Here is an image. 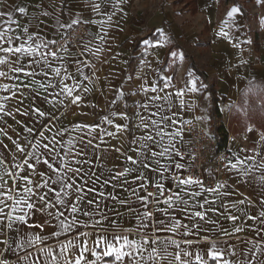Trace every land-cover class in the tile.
<instances>
[{
    "label": "crops",
    "instance_id": "crops-1",
    "mask_svg": "<svg viewBox=\"0 0 264 264\" xmlns=\"http://www.w3.org/2000/svg\"><path fill=\"white\" fill-rule=\"evenodd\" d=\"M223 1L230 2L195 0L197 8L194 13L183 2L186 13H181V10H177V4H180L178 0H156L155 3H150V0H126L118 6L117 0H0V10L8 11L7 6L17 5L27 9L24 15L14 14L13 19L18 21L19 27L12 24L13 31L8 36L19 35L22 41L27 42V36L31 34L35 44H41L63 36L68 28L78 22L88 24L96 35L93 40L87 39L80 45L85 60L67 46L55 51V57L46 56L51 65L50 69H43L48 72L47 76L42 75L39 66L29 64L23 57H20V63L25 66V71H12L18 65L14 64L16 58L11 54H8V63L0 65V71L7 73L6 76H0V105L3 106L0 110V158H3L0 163V184L3 189L0 190L8 191L11 188V194L16 198L22 192L23 181H20L21 187L18 188L11 174H26L37 179L33 171L27 168V163L36 165L37 171L47 172V166L37 164L36 157H40L41 161L49 159L54 166L60 167L61 174L69 168L81 169L79 175L73 171L69 176L81 187L80 194L86 196L85 202L80 206L91 213V216L83 215L82 211L72 214L65 211L63 206L55 205L52 211H63L61 219L67 224H73L72 231L63 232L58 220L52 221L43 230L38 227L28 229L25 226L28 231H43V234L48 235L49 239L45 243L52 247L54 254L61 251L60 243H66L73 236L77 241L75 252H81L80 244L85 239L80 236L81 232L89 233L86 238L88 243L84 247H94L91 241L101 232L100 226L95 225L94 221L100 220L107 226L110 221L115 220L119 225L116 230L122 236L128 235L129 239L141 242L144 238L176 239L180 248L189 252L190 264H199L195 259L197 254L207 264H215L205 253L211 246V241L224 238L223 232L218 231L220 228L231 234L227 239L229 245L235 246L234 251L242 253H226L221 259H228L230 264H245L246 257L251 264L264 261V253L245 243L250 240L264 248V239H261L264 237V224L258 222L259 212L264 211L258 202L264 199L260 196L261 186L255 181H249L247 176L238 174L241 168L255 177L264 174V168L252 167L253 164H264V139H261L264 136V115L253 118L245 101L246 97L250 96L251 99L254 95V90L248 88L250 85L258 83L260 87V82L264 83V17L257 25L256 13L259 8L247 9L245 5L246 17L239 5V12L228 17L230 10L216 11L217 3ZM96 5L99 7L94 10ZM205 7L206 12H199ZM4 19L0 17V22ZM73 20L77 22L73 24ZM25 28L28 29L27 34H24ZM222 32L227 35L220 34ZM145 40L148 41L147 44L144 43ZM20 42L14 41V45ZM48 47H41L39 51L47 54ZM172 52H176L177 56H172ZM181 52L184 53L183 59L179 58ZM4 55L0 53V56ZM187 56L204 71L209 82L214 84L218 98V112L214 118L209 113L210 95L206 91L205 81L190 65ZM29 59L41 58L35 56ZM43 63L41 60V64ZM56 68L61 70L59 76L51 70ZM33 71L36 74L30 75ZM61 80L73 88L72 96L61 91ZM166 83L169 85L167 88ZM5 85L8 87L5 88ZM153 86L157 89L155 92L151 91ZM145 88L148 89L147 92L143 90ZM193 88L196 90H192ZM180 90L183 95L177 96L176 93ZM77 96L80 99L73 103ZM154 96H167L168 99L153 101ZM145 104H148L147 109L143 107ZM36 109L45 115L40 116ZM227 112L248 136L245 146H240L239 138L230 141L229 161L235 163L237 158L245 160V157H254L255 160L249 159L244 165L231 170L228 161L226 166L229 167H225L223 171L226 187L217 192L202 191L200 196H192L191 193L200 191L199 186L193 185L181 186L186 189L181 191V187L177 186L176 180L170 175L171 171L179 170L175 168L178 160L175 151L164 157L151 158V153L142 147L143 137L149 134L160 141L159 145H151L153 151L159 152L164 147H170V136L174 137L172 143L176 149L183 147L187 141L186 122L199 119L212 129L215 117H223ZM141 117L149 122L148 129L143 127ZM161 117L169 119L161 121ZM151 120L161 121L158 126L163 127L167 133L163 140L155 136L156 128L151 126ZM117 124L120 128L116 127ZM249 128L252 131H248ZM177 131L180 135L175 136ZM13 141L19 143L24 151H18ZM45 144L49 146L48 150L44 149ZM33 145L38 147L34 148ZM129 156L137 161L135 165L127 159ZM155 160H159V164ZM141 161L150 167L143 168ZM165 167L167 171H164ZM125 169L130 171L115 180L111 179ZM105 180L108 181L106 185ZM158 185L162 187L158 188ZM55 188L59 190V185H55ZM89 188L95 190L89 193ZM149 189H152L153 195L147 201L137 199L139 196H148ZM101 192L104 193L103 196L99 195ZM174 193H179L181 200H176ZM166 194L173 195L172 203L175 207L169 208L164 202L166 198L163 196ZM245 197L252 199L253 205H248L247 201L240 204L239 201ZM65 199L79 203L76 196ZM88 199L94 200L90 206L87 205ZM121 200L127 203L121 204ZM183 200H188V205H184ZM205 200L210 204H205V208L201 209L199 205ZM150 202H154L152 219L138 220L137 217L147 210ZM6 203L10 208L13 201ZM208 207L217 210L208 212L206 217L215 221V224L207 223L197 231L201 222L192 212L204 211ZM164 209H168L167 215ZM104 215L108 216V221L102 219ZM227 215H236L240 219L233 222L225 218ZM252 215L258 219H248ZM74 217L79 223H73ZM47 218L45 213L39 211L28 217L32 225L42 224ZM173 219L179 220L182 225L176 232L156 231L153 227L157 221L170 224ZM141 224L148 227L140 228ZM236 227L243 230L237 233L234 231ZM257 228L260 229L259 235ZM52 231L60 232L61 235L51 236ZM205 236L208 237L207 244L203 241ZM6 238L15 252L6 250L7 246L3 244ZM13 239L20 241L21 238L14 231L5 230V234L0 235V258L15 264L16 257L23 256L27 251L33 255L21 264H34L35 260L42 259L36 248L43 245L16 249ZM185 239H191L193 244H184ZM197 241L200 243L197 244ZM116 246L119 247V244ZM249 248L256 252L255 259L249 254ZM150 250V247H145L144 255ZM179 250L175 245L168 249L169 252ZM125 251L128 249L125 248ZM83 254L94 264H131L130 258L117 262L114 254L102 257L101 260H97L90 252ZM137 260L139 261V256ZM169 261L176 264L174 257L161 259L158 264H169Z\"/></svg>",
    "mask_w": 264,
    "mask_h": 264
},
{
    "label": "snow or ice",
    "instance_id": "snow-or-ice-1",
    "mask_svg": "<svg viewBox=\"0 0 264 264\" xmlns=\"http://www.w3.org/2000/svg\"><path fill=\"white\" fill-rule=\"evenodd\" d=\"M126 2V0H117V6L120 3ZM7 6V5H6ZM8 11L0 10V17H4L5 19L0 22V53H4V56H0V65H6L8 63V54H11L12 57H15L14 64L18 65L13 67L12 71L14 72H24L25 66L20 63V57H23L25 60L28 61L29 64L37 65L41 69V73L43 76H47L48 72L43 71L45 68H51V65L47 62L46 56L55 57V52H48L47 54L42 53L39 51L41 47L47 48L49 43H55V41H48V42H42L41 44H35L33 41V36L29 34L27 36V42L21 40V36H8L7 34L9 32H12L13 29L11 27L12 24H16L17 27H19V23L17 20L13 19V16L15 13H19L21 15H24L27 11L25 6H7ZM99 6L96 5L94 7V10H96ZM122 11V9H120ZM239 12L238 7H233L228 13V17H232L234 13ZM45 15H48V13H44ZM111 19V17H109ZM77 21L73 20L72 23L75 24ZM64 25H61L63 27ZM70 27V25H69ZM28 33V29H24V34ZM222 35H227V33H220ZM37 38H39V34H36ZM14 41H21L18 45H14ZM145 44L148 43L147 40L144 41ZM7 46H3V45ZM172 56H177L176 52L171 53ZM39 56L41 59H29L30 57ZM180 59L184 58V53L181 52L179 55ZM41 60L44 61L43 64H41ZM57 76L61 74V70L59 68L51 69ZM30 75H35V71L29 73ZM7 73L0 71V76H6ZM70 78V77H68ZM170 79V78H169ZM63 86L61 88V91L66 93L68 96H72L73 88L69 87L67 84L63 83V80L60 82ZM43 87H47L45 85H42ZM169 85L166 83L165 87L167 88ZM5 88L8 86L5 85ZM145 92L148 91V89H143ZM157 89L153 86L151 88L152 92H155ZM192 90H196L193 88ZM177 96H182L183 91L180 90L176 93ZM55 97H53L54 99ZM80 97L77 96L73 100V103H75L77 100H79ZM161 99H168L167 96L160 97V96H154L152 97V100H161ZM51 102V101H49ZM2 105H0V110H2ZM145 109H147L148 104H145L143 106ZM36 111L39 113L40 116H44L45 113L40 111L39 109H36ZM157 113H153V115H156ZM124 116V114H121ZM126 118V117H125ZM150 119V118H149ZM168 117H161V121H167ZM161 121L151 120V126L156 128L155 136H158L163 140L167 133H165L163 127H159L158 125L161 123ZM109 123H112L111 120L108 121ZM141 123L145 129H148L150 124L149 122L145 121L143 117H141ZM173 123H175L173 121ZM117 128H120V125H116ZM27 131L31 132L32 129H27ZM248 131H252L251 128L248 129ZM175 136L180 135V132L177 131ZM41 136H43V133H41ZM174 137H169V144L170 147H164L162 151H153L151 148V145L153 143L159 145L160 141H156L154 139L153 135H145L143 137L144 143L142 145L143 149L151 153V158L156 157H164L166 155H170L171 151H175V154L177 156H180L179 150L175 148V144L172 143ZM54 139V138H53ZM261 139H264V136H261ZM15 147L18 151L23 152L24 149L21 148V145L19 143H16ZM91 141H89V144ZM33 147H38V145H33ZM44 149L48 150L49 146L47 144L43 145ZM54 150V149H53ZM49 150V151H53ZM119 151V149H117ZM29 155H32V153H29ZM54 159V157H53ZM129 161H131L132 164H136L137 161L133 159V157L129 156L127 158ZM145 159H148V157H145ZM255 160L254 157H245V160H240L237 158L235 163H232L229 161L230 170L231 169H237L239 166L244 165L247 160ZM3 162V158H0V163ZM155 163L159 164V160H155ZM25 163H27V160H25ZM36 163L42 164L47 166V172L44 171H37L36 165H33L31 163H27V168L31 169L33 171V174L37 179H32L26 174H20L17 176L16 174H11L14 177V182L16 186L19 188L21 187L20 181H23V187L22 192L17 194V197L14 198L11 194L12 189L9 188L8 191L0 190V235L5 234V230L7 231H14L16 236H19L21 239L20 241H17L16 239L12 240V243L16 245V249H30L35 248L37 245H43L41 247L36 248V252L39 254V256L42 259L35 260L34 264H81L82 261H84V264H94V262L88 261L85 256L84 252H90L92 256H95L97 260H101L102 257H109L113 254L115 255V260L117 262L124 261L125 258H130L131 264H145V262H149V264H158V262L161 259H167L168 257H174V260L176 261V264H190L189 261V252L185 251L180 248V244L177 242L176 239L167 238V239H160L159 237H156V239L151 238H144L143 242L141 240L136 239H129L128 235H121L119 231L116 229L119 227L118 222L115 220L110 221L107 226L105 224H102L100 220L94 221L95 225L100 226L101 232L96 236L95 239L91 241V243L94 245L92 248L84 247V244L88 243V240L86 238L89 237L88 232H81L80 236L82 238H85L83 242L80 244V247L82 248L81 252L76 253V237L73 236L72 239L67 240L66 243H60L59 247L61 251L59 253L54 254L53 249L51 246H48L45 242L48 241L49 236L43 234V231L40 233L31 232L25 229V226H27L28 229H32L34 227H38L41 230L47 228L50 226L51 222L54 220L59 221V227L62 228L63 232H70L72 231L73 224H67L65 223L64 219H61V217L64 216L63 211H52V209L55 207V205L63 206L65 211H68L72 214L77 213L78 211H82L83 215L85 216H91V213H89L86 210H83L81 208V204L85 202L86 196L81 195V187L77 186L75 181L72 180V178L69 176L70 172H73L76 175H79L81 172V169L77 168L75 170L69 168L67 171H65L63 174H61L60 167L54 166L53 163L49 161V159H43L41 161L40 157H36ZM143 168H149L150 165L147 163H143L141 161ZM62 167V166H61ZM184 165L181 163H176L175 168L181 169ZM229 167V166H226ZM253 168L259 167L264 168V164H261L259 166L253 164ZM155 171L156 169H152ZM168 169L165 167L164 171H167ZM130 169H125L124 172L117 173L116 176L111 177V179L115 180L118 176H123L125 173L129 172ZM242 176H247L249 181H255L261 186L260 196L264 197V174H261L259 177H255L254 175H251L248 171H245L243 168L240 169V172L238 173ZM139 179V177H138ZM176 183L178 187L184 186V185H193V186H199L200 191H196L191 193L192 196H200L202 191L207 192H217L218 189L225 188L226 184H217L216 188H207L205 189L204 184L199 179H194L192 176H188L186 178H181L180 176L175 177ZM6 183V182H5ZM59 185V190H56L55 185ZM104 184H108V181L105 180ZM143 183L141 184V187H143ZM158 188H161L162 186L158 185ZM0 189H3V185L0 184ZM44 189H47V192H43ZM71 190V191H69ZM95 189L89 188L88 192L91 193ZM183 187H181V191H185ZM43 193V194H41ZM133 193H135V190H133ZM54 194V199H53ZM163 194V193H161ZM99 195L103 196L104 193L101 192ZM153 193H148V196H139L137 199L142 201H147L149 197H151ZM69 196H76V199L79 203H73L72 200L68 199L66 200V197ZM174 197L176 200H181L179 193H174ZM112 199H116L115 197H112ZM13 201V204L9 208V205L6 203V201ZM173 201V195H170L166 198L164 201L168 204L169 208L175 207V205L172 203ZM245 201H247L248 205H253V200L245 197L244 200H240V204H244ZM262 208H264V199L258 201ZM94 203V200L88 199L87 205H92ZM121 204L127 203V201L121 200ZM182 203L184 205H188V200H183ZM205 204H210L209 201L205 200L203 204H200L199 207L201 209L205 208ZM68 205H71L69 208ZM223 207V205H222ZM99 208V205L97 204V209ZM5 209H9L8 211H5ZM39 211L41 213H45L47 215V219L43 220L42 224L39 225H32L29 222L28 217L31 214H34V212ZM217 210L212 207L206 208L204 211H194L192 212V215L197 217L199 219L200 226L197 228V231H200L203 229L204 225L207 223L215 224V221H212L210 219H207V213L208 212H216ZM165 214H168V209H164ZM119 215V214H118ZM245 216H247V213H244ZM153 213L150 211L145 210L141 216H138V220H144V219H152ZM227 220H231L235 222L236 220L240 219V217L236 215H227L225 217ZM102 219L104 221H108V216L104 215L102 216ZM248 219L257 220V216L252 215L248 216ZM259 223L264 224V211L259 212ZM73 223H79V221L75 220V217L73 218ZM87 226V225H85ZM148 225L141 224L140 228H146ZM153 227L156 228V231H169V232H176L177 230L181 229L182 225L179 220L173 219L170 224H165L162 221H157ZM193 227H196V225H193ZM243 229L240 227H236L234 229L235 232H241ZM128 231V230H125ZM140 229H137V232H139ZM219 232H223V237L220 240L211 241V246L207 248V251L205 253L206 256L210 257L215 264H230L228 259H221L222 256H224L226 253L231 255L236 254H242L237 253L234 251L233 245L228 244V239L230 238L231 234L223 228H220L218 230ZM257 234L259 235L260 229L257 228ZM23 233V234H22ZM51 236H60L61 233L57 231H52L50 233ZM187 235V233H185ZM261 239H264V237H261ZM203 241L205 244L208 242V237H203ZM184 244L192 245L193 241L191 239H185L183 241ZM200 241H197V244H199ZM245 243L252 245V247H255L257 251H260L261 253H264V248H261L259 243L253 242V241H245ZM3 244L7 246V251L15 252L14 249L11 248V245L9 244L8 239L6 238L3 241ZM119 244V247L116 245ZM153 245H159V247H154ZM175 245L176 249H180L179 251L169 252V246ZM145 247H150L151 250L148 252L147 255H144ZM103 249L102 251H98L97 249ZM125 248L128 249V251H125ZM249 254L255 259L256 258V252H252L251 248H249ZM73 253H75V256L73 257ZM33 253L31 252H25L23 256H17L15 264H21L22 261H28L30 257H32ZM137 256H139V261L137 260ZM196 261L199 262V264H207V262L204 260V258L197 254L195 257ZM0 264H11V262L7 259L0 258ZM169 264H171V261H169ZM245 264H251V261L245 258ZM258 264H264V261H258Z\"/></svg>",
    "mask_w": 264,
    "mask_h": 264
},
{
    "label": "built area",
    "instance_id": "built-area-1",
    "mask_svg": "<svg viewBox=\"0 0 264 264\" xmlns=\"http://www.w3.org/2000/svg\"><path fill=\"white\" fill-rule=\"evenodd\" d=\"M95 36V32L90 29L88 24L78 22L68 28L63 36L55 39V43L49 45L48 52H55L67 46L85 60L80 45L87 39L93 40ZM213 122V127H217V130H210L199 119L185 123L187 141L183 147L177 149L180 152L177 163L183 164L184 167L170 172L173 180L177 176L181 178L192 176L194 179L201 180L205 189L226 182L223 171L231 159L230 141L236 137L230 130L229 113L225 117H215ZM239 136L240 146H245L247 143L246 132H242ZM219 137L225 139L223 145L220 146ZM147 191L152 193V189ZM167 196L168 194L163 198H167ZM153 206L154 202H150L147 210L152 212Z\"/></svg>",
    "mask_w": 264,
    "mask_h": 264
},
{
    "label": "trees",
    "instance_id": "trees-1",
    "mask_svg": "<svg viewBox=\"0 0 264 264\" xmlns=\"http://www.w3.org/2000/svg\"><path fill=\"white\" fill-rule=\"evenodd\" d=\"M185 3L191 7V11L194 13V11L196 10L197 6H196V2L195 0H184ZM233 3L236 5H239L240 8L242 9L243 15L246 17L247 12L245 11V6L242 5L240 3V1L237 0H233ZM262 28L264 29V23L262 25ZM189 63L190 65L197 71V73L199 74L200 78L203 79L205 81V87H206V91H208L209 93V97H210V116L214 118L215 114L218 112V108H217V96L215 93V88H214V84L210 83L209 80L207 79V75L204 73V71L200 70L195 64H193V62L191 61L192 59L190 57H188ZM255 82H260V81H255ZM261 86L259 87L258 83H255L254 85H250V88L252 91L254 90V95L252 97L253 100H248L246 99V105L249 108V112L253 113V112H258L260 111V109L264 110V102H263V97H264V83L260 82ZM254 88V89H253ZM263 96V97H262ZM213 120V119H212ZM225 142L224 138H220L219 137V146L223 145V143Z\"/></svg>",
    "mask_w": 264,
    "mask_h": 264
},
{
    "label": "rangeland",
    "instance_id": "rangeland-1",
    "mask_svg": "<svg viewBox=\"0 0 264 264\" xmlns=\"http://www.w3.org/2000/svg\"><path fill=\"white\" fill-rule=\"evenodd\" d=\"M232 1L233 0H230V2H224L223 1V3H217L218 5H217V8H216V11L231 10L233 7H237V5L233 4ZM237 1L242 2L243 5H245L247 9L259 8V11H257V13H256L257 14L256 18L258 20L257 21V25L260 24V22L262 21V18L264 17V0H237ZM155 2H156V0H150V3H155ZM178 2H180V4L179 5L177 4V7H178L177 10L178 11L181 10V13H186L185 6H184V4H182L185 1L184 0H178ZM205 9H206V7L203 10H199V12H206ZM246 99L253 100L252 98L250 99V96H248V98L246 97ZM262 100L264 102V97H263ZM227 113H226L225 116H227ZM262 115H264V110L263 109H260L259 113L257 111L252 113V117L253 118H256V117L260 118ZM233 120H234L233 116L230 117V115H229L230 130L232 131L233 136H235L236 138H240L239 135H241L242 132H246V131L245 130L241 131V129L238 127V125H236L233 122ZM209 128H210V130H212V129L213 130H217V127H213L212 129H211V127H209ZM236 128H238L237 131H236ZM246 136H247V134H246ZM247 138H248V136H247Z\"/></svg>",
    "mask_w": 264,
    "mask_h": 264
}]
</instances>
